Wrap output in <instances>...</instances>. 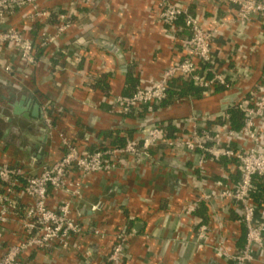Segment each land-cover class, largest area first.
Here are the masks:
<instances>
[{"label": "crops", "instance_id": "crops-1", "mask_svg": "<svg viewBox=\"0 0 264 264\" xmlns=\"http://www.w3.org/2000/svg\"><path fill=\"white\" fill-rule=\"evenodd\" d=\"M190 7L212 32L214 70L228 74L231 86L158 109L145 107L128 116L114 111L112 97L130 96L136 86H154L167 67L182 59L190 37L184 23H163L159 0H35L19 7L8 21L35 43L44 29L55 33L60 23L70 26L43 49L32 69L25 70L27 77L0 69V165H18L36 174L42 165L63 155L62 135L75 139L83 151H92L123 144L136 133L146 135L157 119L198 114L203 119L200 125L222 124V119H213L225 104L259 94L264 88V17L241 22L234 5L216 7L207 0ZM39 9L47 10L48 16L30 20ZM101 40L117 45L119 54L102 47ZM3 57L22 69L16 49L6 50ZM22 96L34 98L43 112L50 104L47 113L53 125H46L44 113L43 118L25 119L13 114L12 105ZM259 124V147L264 150V116ZM233 143L245 146L248 141L243 138ZM197 160V155L188 157L160 146L138 168L85 175L71 172L68 181L84 183L82 197L74 201L73 217L86 228L105 230L106 235L82 236L66 250H29L22 259L25 264H87L88 260L99 264L110 254L115 232L129 226L134 234L123 264H235L212 246L221 232L231 252L244 244L239 205L227 199L213 206L202 203L191 215L183 209L199 200V188H219L226 180L223 175L229 176L230 183L237 182L239 170L224 160L208 161L196 180L192 168ZM69 198V194L51 192L48 203L54 206ZM205 213L209 214V240L199 244L195 241L196 217ZM20 229L11 220L4 244L18 241ZM176 234L181 236L178 241L173 240ZM252 264H264V259Z\"/></svg>", "mask_w": 264, "mask_h": 264}, {"label": "built area", "instance_id": "built-area-1", "mask_svg": "<svg viewBox=\"0 0 264 264\" xmlns=\"http://www.w3.org/2000/svg\"><path fill=\"white\" fill-rule=\"evenodd\" d=\"M35 0H0V69L13 76L27 77L25 70H30L38 61V48H45L53 43L70 26L68 22L57 25L56 32L45 29L41 32L40 41L24 35L16 26L11 25L8 18L19 7L29 5ZM199 0H159L160 19L163 23L174 26L178 21L184 23L189 31L188 50L181 60L167 67L160 79L152 87H138L130 96H113L111 105L114 111L128 116L133 111L159 104L167 96L172 80L178 77L190 78L197 86L204 89V94L213 93L217 87L231 86V78L214 70L212 56V32L203 20L197 16L190 5ZM216 7L232 4L236 7V17L241 21H249L254 16L264 17V0H207ZM48 16L47 10H36L29 16L36 21ZM8 49H16L22 61V69L12 62H6L3 53ZM251 98H240L235 105L244 114V123L233 128L227 110L221 111L215 119L222 116V124L200 125L199 115H191L177 119L178 129L174 136H167L166 129L160 124L153 125L148 134L136 133L127 137L121 145H108L92 151H83L75 139L61 136L63 155L53 163L42 165L38 173H33L22 166L8 163L0 165V264H25L22 254L29 250H66L72 247L75 240L86 235L104 237L105 230L86 228L72 215L75 199L82 197L80 181H68L71 172L82 175L97 172H113L120 169L141 167L152 158V152L160 146L188 157L197 155L198 160L192 168L193 178L197 180L208 161L226 160L229 166L239 170L237 182L226 180L212 190L200 189L199 200L183 211L192 214L198 207L197 201H205L209 206L217 200H232L240 208L239 222L244 229V244L235 252L226 247L224 234L217 233L213 250L226 260L235 264H252L255 260L264 259V203L252 200L254 180L264 176V150L260 149L261 127L259 120L264 116V88ZM50 104L45 105L44 118L48 126H52V116L47 113ZM208 119V117L206 118ZM205 119V121H206ZM219 120V119H218ZM228 140H225L223 136ZM245 138L248 144L234 145V141ZM134 163V164H133ZM134 169V168H133ZM202 175V174H201ZM201 186V185H200ZM51 192H63L70 198L50 206L48 199ZM97 206H93L96 210ZM213 216L215 212H213ZM16 220L21 226L20 239L4 244L6 226ZM195 241L199 244L208 241L210 225L200 217H196ZM134 231L125 226L115 232L113 248L99 264H123L129 238ZM179 234L173 240L178 241ZM205 244V243H204ZM87 264H94L90 260Z\"/></svg>", "mask_w": 264, "mask_h": 264}, {"label": "trees", "instance_id": "trees-1", "mask_svg": "<svg viewBox=\"0 0 264 264\" xmlns=\"http://www.w3.org/2000/svg\"><path fill=\"white\" fill-rule=\"evenodd\" d=\"M43 49L44 48L41 47L38 48V53H39L38 57H41ZM100 82L101 81H99L98 84ZM138 87L136 86V88L133 90L131 95ZM216 89L224 90L226 89V87H220V88L217 87ZM204 93H205L204 89L197 86L190 78L178 77L170 82L167 90L166 98H164L159 104H156L154 107L158 109L162 106H168L171 103H173V101L175 100H182L192 95L202 98L205 95ZM235 102L236 101L233 100L229 101L227 104L224 105V108L229 113L228 120L232 124V127L239 128L244 123L245 119H244V114L238 109V107L235 105ZM176 119L177 118L175 117H170L168 119H157L154 125L160 124L161 126H163L167 131V136L171 137L174 136L178 131V129L175 126ZM218 119L219 120L222 119V116L219 115ZM224 120L225 119H222L221 122L223 123ZM118 145H121V143ZM252 200L255 203H259V204L264 202V176H258L254 180V190L252 192ZM202 203L206 204L205 201H197L198 207H200ZM198 210L200 211L202 209L200 208ZM200 218H202L204 221H207V219L209 218V214L207 213L206 215L205 213L204 215L200 216Z\"/></svg>", "mask_w": 264, "mask_h": 264}, {"label": "water", "instance_id": "water-1", "mask_svg": "<svg viewBox=\"0 0 264 264\" xmlns=\"http://www.w3.org/2000/svg\"><path fill=\"white\" fill-rule=\"evenodd\" d=\"M99 44L109 52H112L114 54H119L120 49L113 42L101 40ZM123 72H126L125 68ZM12 108L13 109L11 111L13 114L22 113L27 118L30 117L43 118V110L41 109L39 102H37L34 98L28 99L26 96H22L20 102L12 105ZM10 131L11 130L8 129L6 133L7 134L10 133Z\"/></svg>", "mask_w": 264, "mask_h": 264}, {"label": "flooded vegetation", "instance_id": "flooded-vegetation-1", "mask_svg": "<svg viewBox=\"0 0 264 264\" xmlns=\"http://www.w3.org/2000/svg\"><path fill=\"white\" fill-rule=\"evenodd\" d=\"M2 85H4V84H2ZM4 87V86H3ZM13 96V94H11L10 95V97H12ZM15 101V100H14ZM11 105H12V103H11ZM15 115H19L20 117H21V119H25L26 117L22 114V113H19V114H15Z\"/></svg>", "mask_w": 264, "mask_h": 264}]
</instances>
